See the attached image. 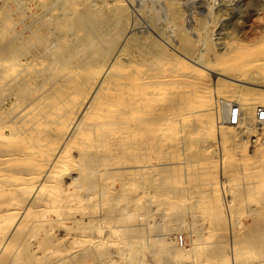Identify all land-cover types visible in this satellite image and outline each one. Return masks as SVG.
I'll use <instances>...</instances> for the list:
<instances>
[{"label":"bare ground","instance_id":"obj_1","mask_svg":"<svg viewBox=\"0 0 264 264\" xmlns=\"http://www.w3.org/2000/svg\"><path fill=\"white\" fill-rule=\"evenodd\" d=\"M51 1L49 7H43L40 0H28L24 9L16 7L5 13L9 23L0 18V219L5 224L0 228V234H6V228H11L12 235L20 233L23 238L16 249L28 247L30 254L47 251L49 263L74 264L84 247L105 245L109 240V225L101 224L98 216L108 215L106 206L110 200L111 174L139 175L137 180L121 178L116 196L146 204L156 196L153 183L157 170L175 164L169 157L155 156L157 143H163L168 153L172 145L170 123L175 118V110L172 101L168 99L165 106L164 101L172 95L173 86L180 84L176 94L182 103L180 119L183 121L207 110L215 111L219 98H225L214 95L213 106L191 108L187 75L175 76L176 62L164 46L161 51L157 49L159 53L145 56L147 69L137 66L134 60L124 64L115 53L107 55L108 52L95 50L78 55L90 28L72 25L71 21L77 12L82 13V8L89 11L95 7V1ZM107 1L100 0L99 6L107 9L110 3ZM164 2L173 5L172 0ZM31 13L38 16L36 23L29 21ZM152 17L155 18L154 12ZM123 26L129 29L128 23ZM136 32L119 41L122 52L125 49L121 46L126 45L123 42L126 40L142 48L154 42L145 43L144 36L140 35L133 39ZM33 37L38 41L30 39ZM106 41L104 38L102 43ZM180 54L199 64L200 72L213 71L199 58ZM182 64L192 68L187 61ZM244 65V72L238 75L213 71L247 84L235 92L242 112H246L243 118L246 122L227 126L216 121L221 142L226 135L234 136L237 129L245 128L252 135L255 130H261L258 128L261 123H255L252 111H256L257 106H264L256 102L264 101V91L252 89L264 87V84L250 82L254 75L252 63L246 61ZM224 84L219 81L214 93L224 92L223 86H228L226 82ZM205 85L197 83L203 92ZM133 114L138 117L135 119ZM235 165L252 170V166L244 161H236ZM251 178H257V174H252ZM137 185L140 187L135 190ZM222 187L223 183L220 184ZM94 202L105 207L97 216L89 210ZM230 212L233 225L237 213ZM81 222H88V233L81 231L78 226ZM63 223L70 224L63 238L65 245L56 238L59 225ZM35 235H41L44 240L32 247L30 240ZM14 242L11 238L3 245L14 246ZM253 259L245 264H260V260ZM89 260L87 257L84 264Z\"/></svg>","mask_w":264,"mask_h":264},{"label":"rangeland","instance_id":"obj_2","mask_svg":"<svg viewBox=\"0 0 264 264\" xmlns=\"http://www.w3.org/2000/svg\"><path fill=\"white\" fill-rule=\"evenodd\" d=\"M27 1L0 0V18L9 23L5 13L16 7L24 9ZM94 1L95 7L88 9L90 12L82 8V13L77 12L71 21L72 25L81 24L90 28L78 55L95 50L108 52L107 55L115 53L124 64L134 60L137 66L147 69L145 56L159 53L164 46L176 62L173 67L175 76L187 75L191 108L213 106L214 95L225 99L219 98L215 111L207 110L183 121L180 119L182 103L176 94L180 84L173 86L172 95L164 101V106L172 101L175 110V118L170 123L172 145L168 153L163 143H157L155 156L161 159L169 157L175 164L157 170L153 183L156 196L146 204L116 196L121 178L137 180L139 175L111 174L108 188L110 200L106 206L108 215L98 216L102 219L101 224L109 225V240L105 245L84 247L73 263L84 264L89 257L88 264H245L253 258L264 264V123L258 126L261 130H255L254 135L242 128L241 131L237 129L234 136L226 135L222 142L218 140L215 122L236 126L227 121L229 107L232 102L240 105L235 92L247 84L213 72L238 75L244 72V63L249 61L254 69L253 79L249 81L264 84V0H172V6L164 0H106L110 2L107 9L99 6L100 0ZM51 2L40 0L39 3L49 7ZM37 20L35 14L29 17L32 23ZM123 20L129 24V29H125ZM135 31L133 39L140 35L144 36L143 42H154L142 48L126 40L123 41L126 45L121 46L125 49L122 52L120 42L125 35ZM104 38L107 41L103 44ZM30 39L38 41L34 37ZM180 53L191 59L199 58L213 71L200 72L199 64ZM183 61H187L192 68L182 64ZM224 80L228 85L223 86L224 92L214 93L216 84L221 81L225 85ZM197 83H206L204 92ZM252 91H264V87ZM256 102L257 105H264V101ZM243 112L238 117L239 123L246 122L243 119L246 112ZM133 117L136 119L138 116L133 114ZM252 117L257 123L254 110ZM236 161L248 163L252 170L235 165ZM252 174H257V178L252 179ZM181 184L183 188H179ZM137 186L135 190L140 187ZM98 204L94 202L89 207L94 216L105 208ZM232 210L237 213L235 221H238L236 224L234 221L233 225L228 215ZM4 226V221L0 219V228ZM68 226L67 223L59 225L56 238L60 244H64ZM78 226L84 234L89 232L88 222H81ZM6 231V234H0V264H52L47 251L32 252V255L28 247L16 249L15 246L22 242V235H12L11 228H6ZM11 238L15 241L14 246L3 245ZM43 240L41 235H35L30 240L31 246Z\"/></svg>","mask_w":264,"mask_h":264},{"label":"built area","instance_id":"obj_3","mask_svg":"<svg viewBox=\"0 0 264 264\" xmlns=\"http://www.w3.org/2000/svg\"><path fill=\"white\" fill-rule=\"evenodd\" d=\"M241 113L242 111L239 103L232 102L231 106L229 107L227 121L233 125L238 124V117H240ZM255 119L257 122L264 123V106H257L255 111Z\"/></svg>","mask_w":264,"mask_h":264}]
</instances>
